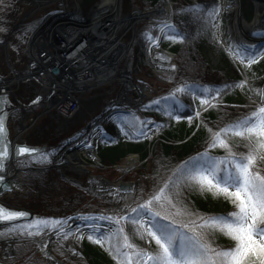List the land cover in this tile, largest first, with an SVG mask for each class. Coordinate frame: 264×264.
Listing matches in <instances>:
<instances>
[{
  "label": "snow or ice",
  "instance_id": "6c2138e0",
  "mask_svg": "<svg viewBox=\"0 0 264 264\" xmlns=\"http://www.w3.org/2000/svg\"><path fill=\"white\" fill-rule=\"evenodd\" d=\"M4 0H0L3 4ZM232 7L228 0H217L212 7L193 5L187 9L180 8L169 13L159 28V31L168 29L171 34H165V39L172 43H184L186 34L181 33L170 18L175 15H190L193 20L200 21L204 29L211 30L214 39L225 46L232 58L243 64L246 69L264 60V51L257 50L255 46L238 45L235 42L226 43L221 32V19L223 12ZM7 29L0 26V33H6ZM26 34V33H25ZM21 39H24V35ZM199 32L193 38L199 36ZM148 43V51L153 46L158 47L160 36H154L152 29L143 33ZM0 43H3L0 40ZM243 47L247 55H237L234 48ZM161 57L157 55L155 60ZM169 63L171 57H165ZM163 68V63L158 65ZM171 70L176 66L171 64ZM171 79V77L169 78ZM250 85L247 77L239 83L223 84L218 87L202 86L187 81L178 84L167 95L151 101L145 108L155 107L168 117L169 122H180L186 119L191 126L196 125L197 130L204 127L208 132L207 146L202 152L189 157L187 160L168 168L166 157L157 161V169L151 177L156 181L152 192L144 198L143 189L140 195L129 199L121 198L123 207L114 210V215H102L99 217H84L85 220L108 221L107 232L101 231L94 223L87 224V228L93 233L87 235V239L106 249L118 264H264V89L251 88L257 106L247 115L229 122L224 127L214 130L208 127L203 118V113L210 109L219 110L222 106V97L230 91L239 88L243 90ZM54 95V92L52 93ZM181 97H189L191 104L183 103ZM250 99H252L250 97ZM40 97L33 101L38 104ZM6 95L0 96V105L7 104ZM232 107H236L233 105ZM192 115L182 116L186 111ZM135 123L127 119L121 122V131L125 136L129 133L125 127L136 129L135 135L146 140L152 139L157 133L170 126V123L155 125L154 129L147 128L153 121L141 120L134 117ZM151 132L150 136L148 133ZM240 139L244 142L246 153L233 151V140ZM10 141H8L7 114L0 106V184H4L3 191H11L5 182L4 172L10 161ZM83 147L91 149L92 144L85 142ZM213 150H223L224 156L212 155ZM27 154L34 163H50L49 153L30 146H17L15 155L17 158ZM92 159L96 157L93 155ZM135 191V186H133ZM198 192L202 196L211 195L214 199L223 198L231 203L233 210L223 214H204L193 212L185 202L187 192ZM134 205V206H133ZM27 215L22 211H12L0 205V222H14L18 218ZM70 219V218H69ZM47 224V221L44 222ZM61 220H56L53 227L59 237L63 233V239L72 237L76 242L82 241L84 233L77 229L76 232H64L60 227ZM131 226L132 238L125 231L126 226ZM223 235L232 241L229 247L213 246L209 237ZM43 235L42 231H32L30 228L8 227L0 231V240H15L17 251L26 240L36 242L34 238ZM113 236L122 238L123 243L113 249L110 241ZM133 239L143 242L144 247L133 243ZM37 247L48 256L46 242L37 243ZM63 248V244H60ZM69 251L73 255H79L74 248ZM63 255V252H61ZM12 259V257H8ZM82 259V258H81Z\"/></svg>",
  "mask_w": 264,
  "mask_h": 264
},
{
  "label": "rangeland",
  "instance_id": "374dc122",
  "mask_svg": "<svg viewBox=\"0 0 264 264\" xmlns=\"http://www.w3.org/2000/svg\"><path fill=\"white\" fill-rule=\"evenodd\" d=\"M100 1L101 0H94L91 1L89 5H85L84 1L81 0H67L69 7L73 8L76 3H79L81 8L79 12L71 13L72 15L69 16L70 24H82L86 22L87 18L92 13L90 9ZM158 1L155 4H145L134 0H123L122 13H134L136 9L139 8L141 10H147L155 7ZM199 1L200 0H170L171 12H174L175 7L181 3H197ZM257 5L259 9H261L262 4L258 3L257 0H242L243 17L247 22H252L256 17ZM60 9V1L38 4L36 1L29 3L24 0H4V3L1 5L2 17L0 26L5 27L7 32L0 33V40L6 43L7 46L0 47V72L5 78L13 76L12 68L18 73H24L28 69L30 65V57L28 55L30 40L33 39L36 32L39 30L38 28L43 26V24L47 22V19L56 14ZM237 13L238 11L235 9H226L223 12L221 32L223 33L222 38L226 43L235 42L241 45V38L237 34L236 29ZM170 22H174V16L171 17ZM150 28L154 36L158 35L159 28L150 21L145 20L138 22L135 26V30H130L125 33L120 39L121 43L125 45H131L132 43L133 47L132 66L130 69L131 79L135 84L141 86V100L139 99L136 105L128 103L125 97H121L122 92L126 91L125 88L127 85L126 82H124L125 79L122 81L117 77L99 86L88 89L85 92L72 91V95L78 100L76 104L77 107L75 106L76 110L72 116L66 118L55 108L36 121L29 131L25 133L24 139L26 142L39 146H44L45 143H47L49 146L61 147L64 145L63 142L67 138H71L80 131L85 130L84 132H86L87 129L85 128L95 124V122L104 115L103 113L106 114L107 111H111L106 117L109 123L112 121L117 122L118 120L116 128L121 132L119 142L122 146H125V144L128 145L130 141H133L132 138L136 131V129L125 127L124 131L129 133L128 136H125L121 131V122L123 120L127 119L135 123L134 117H139L141 120L145 121L146 124L148 121H153L154 124H148L145 131H147L148 128L154 129L155 125L158 124L149 113V110L154 107L146 109L145 106L150 104L152 100L167 95L171 89L179 84V80L178 75L172 77L171 71L168 72L166 70L168 68L164 58H162L161 60H164L159 63H163V68H156L151 64V54H153L155 49L162 47L169 51L171 50L162 43L168 31V29H164L158 47L153 46L151 52L148 51V43L143 33ZM116 32L121 36L122 29H117ZM22 34H25L23 40L20 38ZM1 44L2 43H0V45ZM251 46H255L257 50L264 51V39L259 38L258 41L251 43ZM233 50L236 51L237 55H247L243 47L234 48ZM201 53L208 66L217 69L218 72L224 69L227 74L230 75L236 72L240 81L244 80L245 77L250 81V85L245 86L243 90L239 88L234 89V100L231 103H227V106L232 107L235 105L236 107H232L233 110L231 113L225 116L238 118L239 109L249 108L254 110L257 105L253 102L255 97L250 89H264V60L253 65L251 69H246L243 64H240L236 60L234 63V59L229 52L225 50V46L214 39L213 33L208 39L203 41ZM176 58L177 54L174 53L171 62H175ZM118 66L120 69H123L125 67V62L122 61L118 63ZM48 69L52 71V67ZM170 77L171 79H169ZM33 83L35 84V89L38 87V90L40 88L41 93H44L42 87L39 85V81L34 78H30L27 81L24 80L18 84L16 99L21 103V107H13L10 111L9 118L13 137L15 136L13 127H18V122H16L13 117L21 119L24 115V107L26 120L30 121L40 110H43L44 104H46L45 100H41L42 105H40V103L33 104V101L36 100L37 97L32 100L27 99L26 95L29 93V85ZM95 83V80H92L90 85L93 86ZM36 93H38L37 90ZM250 97L252 99H250ZM13 99H11V101H14ZM91 103H93V105H91L92 107H86ZM13 104H15V102H13ZM83 112L84 116L80 120L74 118ZM55 119L57 121H60L58 119L68 120L69 123H67V127H65V132L49 140L48 135L45 133V127L51 124L57 125ZM225 119H228V117H225ZM182 121L187 123L186 119ZM71 122L72 125L70 124ZM107 127L111 128L110 125H107L106 128ZM96 128L97 126L93 129ZM93 129H91V131ZM44 133L47 137L42 138L41 142L43 143L40 142V144H38L37 135L45 136ZM100 134L98 140L91 139L92 146H101L104 133L101 132ZM148 134L150 136L152 135L151 132ZM160 134L161 131L155 136H152L150 140L140 137L141 140L147 141L148 156L146 158H143L139 153L133 152L125 155L116 164H106L101 157L100 160H93L90 155L83 153L80 154V158L86 162L85 164L72 157L67 158L70 161L69 163L65 164L62 162L58 164L57 154L59 150L57 149V151L49 157L51 162L37 165V170H35L32 165L28 167H19L21 169V185L17 188L12 187L11 192H5L6 194L4 193V195L1 194L0 198L16 207L31 210L33 213L39 215L37 219L23 221L16 226L30 228L32 231H42L44 233L54 229L53 225L56 220H61L63 223L60 227H65V233L68 231L76 232L77 229H80L83 233L84 220L81 218V222L79 221L80 223H75L74 220H80L78 217L74 218L75 214L114 215V210H118L119 208H114L113 205L108 203V196L114 197L115 199L130 194L139 196L140 189L142 188L144 198H147L152 192L156 181L147 177L153 175V152L156 150L158 142L160 141ZM135 156H137L136 159H131V157ZM55 164H57V169L53 167ZM58 170L67 175L69 180L60 176ZM37 175L44 176L48 179L41 185ZM121 182H131L133 186H135V191L132 188L129 192H120L118 185ZM41 186H46L47 188L43 189ZM40 190L43 191L41 192ZM75 193H83L88 199V202L82 205L73 201ZM27 198L28 200H26ZM214 205L220 212H225L232 206L230 202L223 198L215 199ZM45 221H47V224L44 223ZM68 225L69 227L66 229ZM105 227L108 228L109 226ZM127 229H131V226L129 225L128 228L126 227L125 231ZM89 232H85V235ZM55 236L65 243L66 240L63 239V233L59 237L56 234ZM2 241L10 240H0V264H29L32 260H36L37 256H41V260L45 261L47 264H51L45 258L41 250L38 252L36 251L37 243L32 240L24 241L19 251H17L16 248V243L18 241L14 240V249L11 253H6L4 251L3 243H1ZM74 242L80 248V241L76 242L74 240ZM50 249L59 259L68 264H75L78 260H83L76 255L69 256L64 248H60L58 241L51 244ZM61 252H63V255H61ZM9 256L12 257V259H9ZM34 264H37V261Z\"/></svg>",
  "mask_w": 264,
  "mask_h": 264
},
{
  "label": "bare ground",
  "instance_id": "6f19581e",
  "mask_svg": "<svg viewBox=\"0 0 264 264\" xmlns=\"http://www.w3.org/2000/svg\"><path fill=\"white\" fill-rule=\"evenodd\" d=\"M24 1L29 3L36 1L38 4L60 1L61 9L48 18L47 22L38 28L39 30L35 36L30 40L28 50L30 65L28 69L24 73H18L11 67L13 76L5 78V89L10 96L16 98L18 84L30 78L41 81L46 89H49L50 86H58V96L54 97V101L49 102L48 107L43 109V111H50L53 104L60 102L67 107L69 101L74 98L72 91L85 92L117 77L122 81L125 79L124 82L127 85L126 91L122 92L121 97H125L128 103L137 104V101L141 98V86L135 84L131 79L132 43L131 45H125L120 42V39L125 33L135 30L138 22L145 20L160 28L165 18L171 13V7L168 3L170 0H161L162 2L154 8L147 10L139 8L134 13L129 14L122 13L123 0H101L97 4L99 8H96L86 22L82 24H70L69 22L71 13L80 11L79 3L71 8L68 6L67 0ZM257 1L262 4V7L259 9L257 5L256 17L252 22H247L243 17L242 0H228L232 5L230 9L238 11L236 29L241 42L254 43L259 38L264 39V0ZM117 29H122L121 36L117 34ZM2 46L6 47L7 44L2 43L0 47ZM158 54L159 52L154 50L150 58L151 64L156 68L164 60H161L163 58L161 54H159L161 59L159 61L155 60ZM122 61L125 62V67L120 69L118 63ZM171 61L170 63L167 60L165 61L169 70L164 69L168 72L171 71L173 77L177 75V63ZM171 64H176L175 71L171 70ZM49 66H57L60 71L58 76L51 73L48 69ZM92 80L96 82L93 86L90 85ZM74 83L77 85H73ZM40 115L41 113L37 114V117L32 118L30 121H27L24 117L19 119L18 127L14 126V137L17 141L24 138L26 131L35 119L39 120ZM98 130H100L99 127L93 129L89 134L94 135ZM136 158L131 157V159ZM7 175L13 188L21 185V169L15 161L10 163ZM132 197H134V194L123 196L124 199ZM121 198L107 197L108 203L113 205L114 208L123 207L124 201ZM35 240L36 243L46 242L49 237L35 238ZM2 245L6 253H11L14 249V240L6 241ZM63 245L68 249L70 248L65 243Z\"/></svg>",
  "mask_w": 264,
  "mask_h": 264
},
{
  "label": "trees",
  "instance_id": "16d2710c",
  "mask_svg": "<svg viewBox=\"0 0 264 264\" xmlns=\"http://www.w3.org/2000/svg\"><path fill=\"white\" fill-rule=\"evenodd\" d=\"M84 1L85 5H89L91 1L94 0H81ZM131 1V0H130ZM143 2L145 4H155L158 0H134ZM217 0H200L197 3H181L180 5L175 7V11L180 8H189L193 5H201L206 8L212 7ZM177 29L186 34V40L184 43H172L167 39H163V44L165 47L169 48L171 51L177 54L176 62L178 64V83H183L185 81L198 84L202 86H213L218 87L225 83L227 84H235L240 81L235 72L233 75L227 74L226 70H221L218 72L217 69L208 66L205 61L204 56L201 53V47H203V41L208 39L211 36V30H203L204 26L200 21H195L190 15H175L173 22ZM200 33L197 38H193L197 33ZM166 34H171L169 30ZM202 44V45H201ZM29 93L26 95L27 99L32 100L36 96V90L38 92V87L35 89V84L29 85ZM234 90L230 91L228 95L222 97V105H227V103H231L233 99ZM183 103L186 105L191 104V99L189 97H181ZM93 103L87 105L86 107H90ZM92 107V106H91ZM233 110L232 107H224L222 106L219 110L210 109L209 111L203 113V118L205 122L208 124V127L217 130L220 127H224L229 122L235 121L238 118H242L243 116L250 113L253 109L244 108L239 109L238 114L239 117H231L225 116L231 113ZM152 118L156 120L157 124H165L170 123V126L164 128L160 134V141L158 142L156 150L153 152V167L152 172L154 173L157 169V161L161 157H166V161H162L166 163L168 168L174 167L175 165L181 163L184 160H187L189 157L196 155L198 152H202L207 146L208 141V132L204 127H200L197 130L196 125H189L186 122H183L182 119L180 122L171 121L169 122L168 117L164 116L162 112H158L155 110V107L149 110ZM56 115V114H55ZM182 116L192 115L191 111H186L181 113ZM84 116V112L80 113L79 116L74 117L76 119H81ZM228 117V119H225ZM73 118V119H74ZM72 119V120H73ZM57 121V125L51 124L45 127V133L48 135L49 140L51 138L58 136L65 132L66 128L62 131L59 129L62 126H66L69 123L68 120ZM120 122V121H119ZM72 125V122L70 123ZM111 128H105V132L103 135V142L99 147L98 154L104 163H118L125 155L128 153H139L143 158L148 156L147 151V141L141 140L140 136L133 135V141H130L125 146H122L119 142L121 132L116 128L118 125L117 122L112 121L110 124ZM67 127V126H66ZM44 132V131H43ZM44 133V134H45ZM37 135V143L40 144L42 138L47 137ZM132 137V136H131ZM35 140V139H34ZM43 143V142H41ZM233 151L238 153H246L247 149L244 147V142L240 139L236 138L233 140ZM212 155L220 157L224 156L225 153L223 150H213ZM264 168V165H261ZM39 177L40 184L43 185L44 181L48 178L37 175ZM57 182V181H56ZM35 183V182H33ZM43 189L47 188L46 186H41ZM41 192L43 190H40ZM186 203L189 208L193 212H199L204 214H223L228 213L233 210V206H231L227 211L220 212L214 205V198L211 195L202 196L198 192H187L186 194ZM73 201L76 203L84 205L88 202V199L83 193H75L73 196ZM28 200V198L26 199ZM8 227L15 226H1L0 231H4ZM128 228V226H126ZM130 239L132 238V230L127 229ZM87 238V237H86ZM86 238L82 241V250L87 254L88 262L85 260H78L75 264H118V261L113 258L106 249L108 248L109 242H105V246L101 248L94 247V245L90 241H86ZM210 241L213 243V246L219 247H229L232 244V241L223 235H213L209 237ZM133 243H136L140 247H144L142 241L138 239H133ZM113 249L122 245L123 240L118 236H113L110 241ZM93 260V262H92ZM37 261V264H47L45 261L41 260V256H37L36 260H32L29 264H34Z\"/></svg>",
  "mask_w": 264,
  "mask_h": 264
},
{
  "label": "water",
  "instance_id": "95a60500",
  "mask_svg": "<svg viewBox=\"0 0 264 264\" xmlns=\"http://www.w3.org/2000/svg\"><path fill=\"white\" fill-rule=\"evenodd\" d=\"M162 1L160 0L157 5H159ZM99 3V2H98ZM97 3V4H98ZM169 4L171 3L170 1L168 2ZM97 4L92 8V12L96 9V8H99L97 6ZM1 5L0 4V20H1ZM156 5V6H157ZM171 5V4H170ZM119 8H120V4H119ZM164 31V30H163ZM163 31H159L158 35L160 36L161 38V35L163 33ZM157 52H159V54H161V56L163 58L165 57H171L173 58L174 57V53L165 49V48H162V47H159V49H157ZM176 66V64H174ZM53 74L54 75H58L59 74V69L57 68V66H54L53 67ZM5 78L3 77V75L1 74L0 72V96H4L6 95L7 97V100L9 101V103L7 104H2L0 106H2V111L4 113L7 114V130H8V141H10V146H9V153H10V161L7 163V166H6V170L4 172V177H5V182L7 184L8 187H10L12 189V186L9 184V182L7 181L6 179V176H5V173L7 172V169L10 167V163L15 161V160H18V159H23V158H28L27 154L23 157H19L17 158L16 155H15V149L17 146H30V147H35V148H38L40 149L42 152L43 151H47L49 150L50 148H48L47 145H44V146H34V145H29V144H19V145H15L14 144V141H12L10 139V131H9V127H8V119H9V113L12 109V104H11V100L9 99L8 97V94H6L5 92ZM45 113V112H43ZM111 113V111H107L106 114L103 113L104 115L101 116V118L98 119L97 122H95V124H93L92 126L90 127H87V131L86 132H82L80 131L78 134H76L75 136L71 137V138H68L67 140H65L64 142V145L62 146L61 150L59 151V153L57 154V163L60 164V163H69L70 161L67 159L68 157H72V158H75L77 160H80L82 163H86L84 162L83 159L80 158V154L83 153V154H88L90 155L91 157L94 155L96 157V159L100 160V157L97 153V148L95 146H92L91 149H86L83 147V144L85 142H88V143H91V139H96L98 140L99 139V136H100V133L104 130L103 129V126L106 124H108V121L106 120V117ZM41 116V115H40ZM99 127L100 130H98V132L96 134H89L91 129L95 128V127ZM99 133V134H98ZM74 143V144H73ZM137 157V156H135ZM57 164H55L53 167H55V169H57ZM59 171V174L60 176H62L63 178H66L69 180V178L67 177V175H65L62 171L58 170ZM80 183V182H78ZM133 184L131 182H121L119 185H118V189L120 192L122 193H126V192H129L132 190V187ZM5 185L4 184H0V193L1 194H4L5 192H10V191H3ZM12 191V190H11ZM0 205H3L5 206L6 208H8L9 210H12V211H22V212H25L27 213V215L23 216V217H20L18 218L16 221L14 222H0V227L1 226H10V225H14V224H17V223H20V222H23V221H30L34 218H37V215L35 213H33L31 210H28V209H11L9 207H7L6 205L0 203ZM101 215L99 214H91V215H87V214H75L74 215V218L75 217H78L80 220H74V222H78L80 223L81 222V218L84 220V235H85V232H89V229L87 228V224L89 223H94L97 225V227L100 228L101 231H107L108 228H106L105 226H109V222L108 221H101V220H96V221H92V220H85L84 217H99ZM80 221V222H79ZM69 227V225L66 227V229ZM65 227H63L64 229ZM56 230L55 228L52 229V230H49L47 232H44L42 236L38 237V238H43L45 236L49 237V240L46 241L47 245H48V248H47V251H48V256L51 257V259H48V257H45L49 263L51 264H68L66 263L65 261L59 259L53 252L52 250L50 249V246L51 244H53L54 242L58 241L59 244H64L63 242H61L56 236ZM53 238V239H51ZM36 241V240H35ZM6 242V241H4ZM3 241L1 243H4ZM38 243V242H37ZM65 244L68 245L70 248H74L75 251L77 253H79V255H76V256H79L80 258L82 259H85V255L84 253L81 251V249L75 244L74 242V239L72 237H69L68 240L65 241ZM63 248L66 250L67 254L69 256H72L73 254L69 251L68 248H66L64 245H63ZM37 252L40 251V248L37 247Z\"/></svg>",
  "mask_w": 264,
  "mask_h": 264
},
{
  "label": "flooded vegetation",
  "instance_id": "af4514ba",
  "mask_svg": "<svg viewBox=\"0 0 264 264\" xmlns=\"http://www.w3.org/2000/svg\"><path fill=\"white\" fill-rule=\"evenodd\" d=\"M49 67H52V71H53V67L54 66H49ZM48 67V68H49ZM51 71V73L53 74V72ZM54 75V74H53ZM54 76H58V75H54ZM44 89V88H43ZM42 89V90H43ZM49 90H52V88H49ZM40 94H41V91L39 92V94H38V97H40ZM40 102V101H39ZM66 126H62L60 129H59V131L61 130H63L64 128H65ZM49 145V144H48ZM48 148H50L49 150H47V151H43V152H45V153H49V154H54L56 151H57V147L56 146H53V145H50V146H48ZM16 162V164L18 165V167H21V166H23V167H28V166H33L34 167V169L35 170H37V165H42V164H44V163H34V162H32V160H31V158H27V159H22V160H18V161H15Z\"/></svg>",
  "mask_w": 264,
  "mask_h": 264
},
{
  "label": "built area",
  "instance_id": "2783aa9c",
  "mask_svg": "<svg viewBox=\"0 0 264 264\" xmlns=\"http://www.w3.org/2000/svg\"><path fill=\"white\" fill-rule=\"evenodd\" d=\"M78 103L77 98H73L71 101H69V105H67V107H65L64 103H58L59 105L57 106L58 111L66 116H71L74 111L76 110V104ZM76 106V107H75Z\"/></svg>",
  "mask_w": 264,
  "mask_h": 264
},
{
  "label": "crops",
  "instance_id": "0c3cea01",
  "mask_svg": "<svg viewBox=\"0 0 264 264\" xmlns=\"http://www.w3.org/2000/svg\"><path fill=\"white\" fill-rule=\"evenodd\" d=\"M86 241H89L87 238H86ZM91 242V241H90ZM92 243V242H91ZM93 245H94V247H97V248H101V246L100 245H96V244H94V243H92ZM81 250H82V243H81ZM83 251V250H82ZM83 253L85 254V252L83 251ZM85 256H86V260H88V258H87V254H85ZM88 262V261H87ZM92 262H93V260H92Z\"/></svg>",
  "mask_w": 264,
  "mask_h": 264
}]
</instances>
